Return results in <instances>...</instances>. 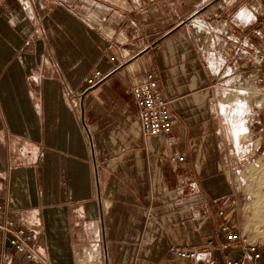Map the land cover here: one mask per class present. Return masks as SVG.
Returning <instances> with one entry per match:
<instances>
[{
	"label": "crops",
	"instance_id": "crops-1",
	"mask_svg": "<svg viewBox=\"0 0 264 264\" xmlns=\"http://www.w3.org/2000/svg\"><path fill=\"white\" fill-rule=\"evenodd\" d=\"M263 3L0 0V196L50 264H206L170 250L202 249L228 220L220 88L254 61ZM122 53L133 72L110 60ZM149 73L172 101L169 134L141 130L132 84Z\"/></svg>",
	"mask_w": 264,
	"mask_h": 264
},
{
	"label": "built area",
	"instance_id": "built-area-1",
	"mask_svg": "<svg viewBox=\"0 0 264 264\" xmlns=\"http://www.w3.org/2000/svg\"><path fill=\"white\" fill-rule=\"evenodd\" d=\"M260 15H264L261 11ZM254 34L260 39L264 37L261 28L254 29ZM230 52L233 48H228ZM254 59L259 56L260 47L255 49ZM110 56L111 61H117L127 72L130 68L128 54ZM105 74L96 69L87 78L89 87L103 81ZM159 82L154 73H149L141 82H133L132 91L140 112L141 130L145 137L169 134L176 122L174 118L172 101L159 90ZM43 155V153H41ZM183 156H172L171 161L183 160ZM9 194L0 196V264H10L13 261L9 250H14L23 264H50L43 254L42 244L36 237L34 230L24 221L22 216L11 212ZM222 216L225 212L220 211ZM235 220H226L221 226L217 238H209L203 248L191 249L187 247H172V256L184 260H200L206 264H217L218 254L224 264H256L264 255V247L258 241L250 238L249 234L238 228Z\"/></svg>",
	"mask_w": 264,
	"mask_h": 264
},
{
	"label": "rangeland",
	"instance_id": "rangeland-1",
	"mask_svg": "<svg viewBox=\"0 0 264 264\" xmlns=\"http://www.w3.org/2000/svg\"><path fill=\"white\" fill-rule=\"evenodd\" d=\"M260 25L264 26V15ZM258 54L254 61L245 59L244 67L222 83L220 105L224 108L222 118L229 127V137L234 142L233 162L228 168V180L225 179L229 190L225 213L228 220H235L238 228L264 247V224L256 218L264 209V37Z\"/></svg>",
	"mask_w": 264,
	"mask_h": 264
},
{
	"label": "bare ground",
	"instance_id": "bare-ground-1",
	"mask_svg": "<svg viewBox=\"0 0 264 264\" xmlns=\"http://www.w3.org/2000/svg\"><path fill=\"white\" fill-rule=\"evenodd\" d=\"M242 90V89H241ZM241 90H239V91H241ZM244 91V90H243ZM242 91V92H243ZM226 93H228V92H226ZM236 96V95H235ZM240 96V95H239ZM244 102V101H243ZM245 124V123H244ZM260 214L259 215H257V219H258V222H261V223H263L264 224V209H262V210H260Z\"/></svg>",
	"mask_w": 264,
	"mask_h": 264
},
{
	"label": "water",
	"instance_id": "water-1",
	"mask_svg": "<svg viewBox=\"0 0 264 264\" xmlns=\"http://www.w3.org/2000/svg\"><path fill=\"white\" fill-rule=\"evenodd\" d=\"M121 68H122V66H120L118 69H121ZM101 82H102V81H101ZM101 82H100V83H101ZM100 83H99V84H100ZM99 84H97V85H95V86H98ZM90 89H92V88H90ZM90 89H89V90H90Z\"/></svg>",
	"mask_w": 264,
	"mask_h": 264
}]
</instances>
